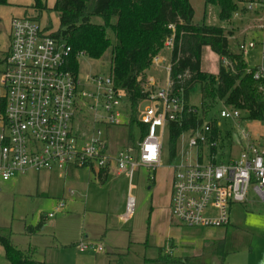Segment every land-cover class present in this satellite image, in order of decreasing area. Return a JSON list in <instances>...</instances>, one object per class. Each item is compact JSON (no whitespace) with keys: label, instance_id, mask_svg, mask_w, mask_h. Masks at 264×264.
Masks as SVG:
<instances>
[{"label":"built area","instance_id":"built-area-1","mask_svg":"<svg viewBox=\"0 0 264 264\" xmlns=\"http://www.w3.org/2000/svg\"><path fill=\"white\" fill-rule=\"evenodd\" d=\"M234 16L242 21L248 19L249 27L261 33L264 59V0L245 2ZM54 31L33 16L12 20L10 49L1 78L5 110L0 117V177L8 181L31 171L58 170L67 174L73 168L99 172L114 164L118 174L132 181L140 167L156 171L162 164L169 124L181 123L185 112L197 109L186 108L168 81L164 88L149 95V104L139 112V121L147 127L146 136L133 147L111 152L104 129L84 131L76 120L81 113L86 118L93 114L98 125L120 126L130 111L126 96L115 88L110 73L79 77L70 67L71 47L55 38ZM173 37L166 40L167 49H172ZM256 47L254 40L239 43L243 55ZM154 61L165 60L157 56ZM223 63L230 65L227 59ZM253 78L260 82L264 95L263 65L255 68ZM154 82L151 80L152 85ZM242 114L226 106L220 111L221 118L238 122L245 119ZM215 121L221 137L220 122ZM213 133L212 121L190 130L188 146L197 150L196 160L179 157L171 164V215L189 227L228 226L231 205L245 203L250 189L264 202V134L256 138L247 129L238 140V157L218 161L220 137L215 138ZM65 206L60 202L48 216L54 217ZM134 206L135 198L129 194L122 223L131 220ZM77 247L80 252L104 251L99 243L81 241Z\"/></svg>","mask_w":264,"mask_h":264},{"label":"rangeland","instance_id":"rangeland-1","mask_svg":"<svg viewBox=\"0 0 264 264\" xmlns=\"http://www.w3.org/2000/svg\"><path fill=\"white\" fill-rule=\"evenodd\" d=\"M44 1L47 9L41 14L40 20L47 27L57 30L59 17L52 10L56 0ZM190 3L195 10L194 23L222 27L226 32L233 33L228 35L229 48L233 53L241 52L239 43L256 41L257 47L248 50L243 56L249 66L248 70L261 65L264 67L261 46L263 38L260 32L249 27L248 19L242 21L233 16L230 22L224 23L220 19V8L217 5L206 3L204 0H190ZM33 4L34 0H9L8 5H0V93L3 92L1 78L6 69L12 20L15 17L36 15ZM241 5L242 3H239V6ZM94 22L101 24L102 19L95 18ZM111 36L113 37L112 34ZM110 54L111 51H108L99 60L81 55L78 58L79 77L84 79L92 75H108L111 69ZM158 56L165 62L156 63L153 60L152 67L147 71V89L150 94L161 90L170 81L171 49L164 47ZM219 63L220 57L209 47H205L202 70L216 75ZM150 78H154L155 84H151ZM148 104V101L144 100L139 106V112ZM190 104L201 110L203 103L199 86L191 93ZM223 108L224 104L216 100L213 110H205L210 113L203 120L207 123L214 118L220 122L218 161H228L239 155L241 144L238 140L247 129L254 133L264 131V125L258 122L252 123L246 119L238 122L221 118L220 111ZM128 123L129 115L123 117L122 125L111 128L95 123L93 114H87L86 118L81 113L76 120V124L84 131H92L93 128L96 131L99 128L107 132L111 129V134L114 135L110 140L113 148L117 150L125 145L122 144V139L126 138L127 147H133L141 141L140 130H136L135 126V141L133 144L128 141L131 131L127 128ZM189 137V132L181 136L178 153L179 157H189L190 161H195L197 150L188 146ZM168 150L169 142L166 137L162 164L155 172L154 181L161 189L150 188L148 173L151 171L148 168H138L131 181L128 176L117 174L114 164L104 184L99 183L93 172L87 169H80L78 178L58 170L48 177L44 173L38 176L36 171L17 175L8 181L0 177V235L10 234L12 243L24 251L31 248V257L38 264H93V261L94 264H144L145 258L155 259L159 257L160 252L185 258L201 254L210 246L215 249H210L213 264H264V202L252 189L249 190L245 203L231 205V222L226 227H189L174 219L170 230L169 223L164 222L163 211H159L158 216L151 217V211L157 208L158 204H167L166 195L172 192L170 181L173 180V175ZM131 184L134 186L131 194L135 198L133 216L128 223H120L116 216L126 212L125 203ZM158 190H162L160 194L157 193ZM72 191L75 192L74 195H70ZM60 201L65 203V208L54 217H48ZM41 217L44 218L43 227L31 233L28 228L37 226ZM103 234L104 236L100 237ZM85 235L89 238L82 239ZM101 239L106 243L103 252H80L75 245L76 241L80 240L104 243ZM222 241L228 251L223 262L219 260V252L223 247L217 250ZM0 264H9L2 246Z\"/></svg>","mask_w":264,"mask_h":264},{"label":"trees","instance_id":"trees-1","mask_svg":"<svg viewBox=\"0 0 264 264\" xmlns=\"http://www.w3.org/2000/svg\"><path fill=\"white\" fill-rule=\"evenodd\" d=\"M204 1L217 5L221 21L228 23L241 7L239 3L244 4L250 0ZM8 3L9 0H0V5ZM32 8L36 12L33 18L39 21L47 9L46 2L34 0ZM52 10L59 17V28L53 36L71 47L70 67L74 72L78 73V58L81 55L99 60L111 51L110 74L114 86L124 92L130 107L128 126L131 131L128 141L131 144L135 141L134 126L140 130L141 139L146 136L147 127L139 121L138 115L139 106L150 95L147 71L171 36H174L170 60L172 92L184 102L186 108L192 107L197 112H185L181 123L169 124L167 138L170 164L179 158L178 144L181 136L204 123L203 120L210 113L205 110H213L216 100L226 107L242 111L245 119L250 122H264V95L260 91V82L253 78L255 68L248 72L249 66L243 54L230 51L228 35L232 32H226L222 27L194 23L195 10L190 0H56ZM95 18H101L102 23H95ZM171 25L174 29L169 28ZM205 47L220 57L216 75L202 70ZM223 59H227L230 65L226 66ZM196 86L201 90V110L190 104V96ZM4 110L5 99H1L0 112L4 113ZM212 119L213 136L219 138L217 122ZM155 172L148 173L150 186L154 184ZM95 175L100 183H105L108 170L99 171ZM43 225L44 218L41 217L37 226H30L28 230L34 233ZM0 246L5 250L9 264H38L31 257L32 249L24 251L16 247L10 234L0 235ZM221 247L223 250L219 252V260L223 262L228 251L223 241L217 250ZM213 248L210 246L201 254L185 258L160 252L155 259L145 258L144 264H213L210 253V249L215 250Z\"/></svg>","mask_w":264,"mask_h":264},{"label":"crops","instance_id":"crops-1","mask_svg":"<svg viewBox=\"0 0 264 264\" xmlns=\"http://www.w3.org/2000/svg\"><path fill=\"white\" fill-rule=\"evenodd\" d=\"M249 24V23H248ZM250 25V24H249ZM164 60V59H163ZM165 61H163L162 63H164ZM151 80H154V78H150ZM170 79V78H169ZM168 79V80H169ZM3 94H4V90H3V92H1L0 93V100L2 99V96H3ZM0 117H1V112H0ZM253 123V122H252ZM255 123H257V122H255ZM0 126H1V122H0ZM127 128H129L128 126H127ZM111 129H109L107 132H106V134H107V138H108V140H109V147H110V151L111 152H115L116 150H117V148H113V144L111 143V138H112V136L114 135H112L111 134ZM252 134L257 138V137H259V135H262V134H264V131L263 132H261V133H254V132H252ZM123 141H124V143H122V144H125L124 146H127V140H126V138L125 139H122ZM178 157H179V153H178ZM238 157V156H237ZM163 158V157H162ZM235 158V157H234ZM171 165V164H170ZM112 167V166H111ZM111 167H110V169L108 170V177H109V174H110V171H111ZM172 169V168H171ZM88 170V169H87ZM91 173L93 172V174L95 175L96 173H97V171H91V170H89ZM54 172V171H53ZM79 172H80V169H78V168H73V169H70L69 170V172L66 174V175H68V176H70V177H79ZM42 173H44L47 177L50 175V174H52V172H42ZM41 173H38V176H41L40 175ZM118 174V173H117ZM119 175H125V174H119ZM172 175H173V171H172ZM125 176H127V175H125ZM95 177H96V175H95ZM108 179V178H107ZM96 180H98V178L96 177ZM107 181V180H106ZM155 181H156V177H155ZM100 183V182H99ZM172 183V181H170V186L172 185L171 184ZM102 184H104V183H102ZM150 188L151 189H158V188H160L161 189V186L160 187H158V185H157V183L155 182V184L153 185V186H150ZM132 189H134V186L131 184V185H129V191H128V196H129V194H131V190ZM162 190H158L157 191V193L158 194H160V192H161ZM74 191H72L71 192V194L70 195H74ZM132 195V194H131ZM171 195H172V192L170 191V193L168 194V195H166L167 196V204H165L164 202V205L163 206H161L160 204H158V207L157 208H155V209H153L151 212H152V218H153V216H158V212L159 211H163L162 213H164V215H165V219H164V222H166V223H169V229L171 230V228H172V226L174 225V223H173V220H174V218L172 217V215H171ZM127 200H128V197H127ZM127 200H126V203H125V208H126V206H127ZM162 201H164V199L162 200ZM60 202H63V201H60ZM58 204H59V202H58ZM125 213H121V214H119L118 216H116V218H117V221H119L120 223L122 222L121 221V217L124 215ZM49 217V216H48ZM106 226H107V224H106ZM171 227V228H170ZM169 230V231H170ZM149 232H150V229H149ZM102 236H104V234L103 235H101L100 237H102ZM89 237H88V235H85L82 239H88ZM101 240H103V239H101ZM171 240V239H170ZM104 241V243H99V244H102L103 246H104V251H105V240H103ZM102 241V242H103ZM81 242V240L80 241H76V243H75V245H76V247H77V245L79 244ZM169 242H173V241H169ZM103 252V251H102ZM97 260V259H96ZM93 264H94V261H93Z\"/></svg>","mask_w":264,"mask_h":264},{"label":"flooded vegetation","instance_id":"flooded-vegetation-1","mask_svg":"<svg viewBox=\"0 0 264 264\" xmlns=\"http://www.w3.org/2000/svg\"><path fill=\"white\" fill-rule=\"evenodd\" d=\"M10 39H11V35H10ZM10 41V40H9ZM9 49H10V47H9ZM9 49H8V52H9ZM173 181V180H172Z\"/></svg>","mask_w":264,"mask_h":264},{"label":"bare ground","instance_id":"bare-ground-1","mask_svg":"<svg viewBox=\"0 0 264 264\" xmlns=\"http://www.w3.org/2000/svg\"><path fill=\"white\" fill-rule=\"evenodd\" d=\"M132 208V207H131Z\"/></svg>","mask_w":264,"mask_h":264}]
</instances>
